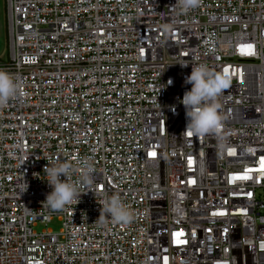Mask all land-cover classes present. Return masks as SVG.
<instances>
[{
  "label": "built area",
  "instance_id": "2783aa9c",
  "mask_svg": "<svg viewBox=\"0 0 264 264\" xmlns=\"http://www.w3.org/2000/svg\"><path fill=\"white\" fill-rule=\"evenodd\" d=\"M5 3L0 264H264V0ZM199 64L231 87L195 137L180 100ZM85 158L92 185L50 209L45 165ZM112 195L131 223L100 216Z\"/></svg>",
  "mask_w": 264,
  "mask_h": 264
},
{
  "label": "clouds",
  "instance_id": "9594fccd",
  "mask_svg": "<svg viewBox=\"0 0 264 264\" xmlns=\"http://www.w3.org/2000/svg\"><path fill=\"white\" fill-rule=\"evenodd\" d=\"M199 4L200 0H176L175 7L186 13L197 8ZM185 83L191 85V89L185 91L180 100L188 121L185 132L195 137L217 132L222 119L218 111V97L231 87L230 80L223 73H215L207 65L199 64L192 66L191 74L185 78ZM168 84H172L171 79ZM18 88L14 78L6 71L0 70V107L17 96ZM43 171L48 185L52 188L44 203L50 209L59 211L79 200L81 193H85L80 191L81 186L92 185L95 168L94 164L85 158L74 163L50 162L45 165ZM73 176L77 179L73 180ZM100 205V216H110L116 224H129L133 220L132 212L116 195L106 197Z\"/></svg>",
  "mask_w": 264,
  "mask_h": 264
},
{
  "label": "rangeland",
  "instance_id": "374dc122",
  "mask_svg": "<svg viewBox=\"0 0 264 264\" xmlns=\"http://www.w3.org/2000/svg\"><path fill=\"white\" fill-rule=\"evenodd\" d=\"M6 0H0V60L7 58V42H6V27H5V3ZM58 219L53 218L46 226L38 224L35 229L40 231L45 228H51L56 231L60 227Z\"/></svg>",
  "mask_w": 264,
  "mask_h": 264
},
{
  "label": "snow or ice",
  "instance_id": "6c2138e0",
  "mask_svg": "<svg viewBox=\"0 0 264 264\" xmlns=\"http://www.w3.org/2000/svg\"><path fill=\"white\" fill-rule=\"evenodd\" d=\"M242 48H247V49H249V50H251V48H252V45H246V46H242ZM225 72L227 73V70H225ZM189 136H191V134L189 133L188 134ZM150 155H155V153H150ZM262 160H264V158H262ZM260 171H264V168H261L260 169ZM240 178H248L247 176H243V177H240Z\"/></svg>",
  "mask_w": 264,
  "mask_h": 264
}]
</instances>
